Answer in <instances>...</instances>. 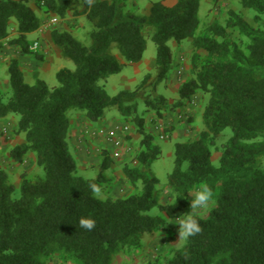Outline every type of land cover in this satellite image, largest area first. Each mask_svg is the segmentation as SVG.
I'll list each match as a JSON object with an SVG mask.
<instances>
[{
  "label": "trees",
  "instance_id": "obj_1",
  "mask_svg": "<svg viewBox=\"0 0 264 264\" xmlns=\"http://www.w3.org/2000/svg\"><path fill=\"white\" fill-rule=\"evenodd\" d=\"M31 0H0V40L16 23L12 41L22 54H32L27 35L40 28V19ZM45 13L64 18L74 8L92 24L90 44L84 45L67 31L52 32V41L61 56L75 69H60L57 86L45 80H25L17 59L8 70L10 96L0 88V119L19 116L17 133L25 141L10 151L22 163L29 152L35 154L43 176L22 179L19 196L8 175L0 170V264H48L47 258L64 254L80 264H112L125 250L138 248L146 234L162 226L158 216L148 212L158 207L171 219L191 211L188 195L205 183L216 194V204L205 217L199 216L202 231L189 239L164 264H264V29L251 25L241 14L230 10L225 25L211 26L212 35L196 37L200 27L201 0H176L168 6L155 2L149 15L136 14L123 0H33ZM262 23L264 0H241ZM236 30L247 40V51L230 36ZM147 36L156 46V76L153 91L169 77L173 55L170 41L194 39L203 58H192L193 78L179 88L177 106L197 93L207 97L202 117L204 130L195 139L175 144L174 169L168 186L178 194L177 203L161 204L159 180L150 165L160 157L155 136L138 113V104L162 116L170 109L167 98L153 97L148 81L132 91L110 96L100 81L121 72L123 65L112 54L115 49L126 63L142 61ZM149 85V84H148ZM116 108L133 117L141 136L137 155L140 167H126L125 175L141 184L139 193L126 197L97 198L90 188L99 189L111 157L103 152L97 178L77 174V162L69 145L68 112L76 109L97 123ZM230 129V139L222 145L219 166L212 162L215 140ZM95 221L92 230L80 226L81 218ZM146 264H158L149 261Z\"/></svg>",
  "mask_w": 264,
  "mask_h": 264
},
{
  "label": "rangeland",
  "instance_id": "obj_2",
  "mask_svg": "<svg viewBox=\"0 0 264 264\" xmlns=\"http://www.w3.org/2000/svg\"><path fill=\"white\" fill-rule=\"evenodd\" d=\"M123 1L128 10L146 16L149 15L150 8L155 2L163 1L168 6L176 2V0ZM30 5L35 9L40 19V30L30 34L28 41L29 43L40 41L42 46L47 47L50 54L40 53V50L37 53H32L34 62L32 61V64L28 62V64L33 67L38 66L40 78L45 80L50 88H53L57 86L58 67L62 65L64 68L74 70L75 64L70 60L59 59L48 66L50 62L48 58L56 57L59 49L52 41V32L55 30L67 31L84 45H89L91 42L89 34L93 27L83 13L84 8H74L66 17L61 18L45 13L41 7L35 5L33 0H31ZM230 10L241 14L251 25L260 26L264 29V16L262 23L257 24L254 20V12L244 8L241 0H201L199 7L200 27L196 37L212 35L211 26L213 25H225ZM54 18H57L58 22H54ZM230 36L240 42L242 48L247 51V40L238 31L230 30ZM16 37V23L12 22L8 36L0 40V88L5 100L11 94L9 83L6 81L7 68L12 59H16L18 56L24 57L20 47L12 43ZM169 45L173 55L171 71L168 79L160 83L156 90L153 91L152 86H150L151 81L156 76V46L150 36H147V49L143 59L137 64L126 63L118 51L113 49L112 54L123 65V68L120 73L109 77L107 81H100L110 96H116L124 90H135L143 80H147L149 85L147 84L146 90L151 92L153 97L162 95L167 98L171 108L163 111L160 117L154 111L147 110L142 103L138 104V113L145 119L147 131L155 136L154 143L160 149V157L150 165L149 171L159 180V187L162 189L160 203L164 205L173 203L165 189L170 188L168 179L174 169L175 144L195 139L204 130L202 113L207 103V97L197 93L185 101L182 106H177L181 84L194 76L192 58H203L206 54L196 50L194 39H188L179 44L170 41ZM26 82H34L33 76L27 72ZM68 115L71 123L68 139L71 152L77 155V152L80 151L84 154L82 158H88V161L84 160L85 164L77 169L78 175L90 179L97 178L103 152L107 151L111 157V165L104 172L100 193L94 195L101 200H106L139 193L141 184H133L125 175L126 167H140L137 155L142 149L141 136L134 125L133 117H123L116 108L107 110L105 118L97 123L90 122L85 113L76 109H71ZM18 120L19 116L14 114L0 119V170L7 173L8 182L15 187L14 198L19 196V185L22 179L33 180L44 174L36 162L34 153L26 154L22 163H17L10 157L11 149L25 141V135L17 133ZM174 122H177V125L173 126ZM176 131L181 138L174 137ZM231 135L230 129H227L215 140V146L212 148V162L217 167L219 166L222 145L230 139ZM188 199L191 200L190 194ZM209 211H201L199 216L205 217ZM148 215L160 217L163 221L162 226L152 233L146 234L138 248L125 250L115 256L112 264H146L149 261L164 264L185 244L178 242L179 226L175 225V219L167 217L159 211L158 207L148 212ZM47 263L80 264L64 254H54L48 257Z\"/></svg>",
  "mask_w": 264,
  "mask_h": 264
},
{
  "label": "clouds",
  "instance_id": "obj_3",
  "mask_svg": "<svg viewBox=\"0 0 264 264\" xmlns=\"http://www.w3.org/2000/svg\"><path fill=\"white\" fill-rule=\"evenodd\" d=\"M90 188L93 193L99 194V187L92 183ZM169 194L173 203H177L179 194L171 188L165 189ZM190 209L182 215L175 218V225H178L179 240L178 242L187 243L190 238L196 236L202 231L199 223V213L201 211H208L211 207L216 204V194L213 190L205 183H202L194 187L190 192ZM79 224L82 228L92 230L95 226V221L91 218H81Z\"/></svg>",
  "mask_w": 264,
  "mask_h": 264
},
{
  "label": "crops",
  "instance_id": "obj_4",
  "mask_svg": "<svg viewBox=\"0 0 264 264\" xmlns=\"http://www.w3.org/2000/svg\"><path fill=\"white\" fill-rule=\"evenodd\" d=\"M40 30V28L37 30V31H39ZM37 31L36 32H34V33H37ZM30 34H32V33H30ZM30 34H28L27 35V38H28V36L30 35ZM47 37V36H46ZM29 40V39H28ZM48 41V40H47ZM31 44V43H30ZM40 53H43V54H47V55H49L50 54V52H48L47 51V47H45L44 45L42 46L41 45V49H40ZM16 59L19 61V64H20V67H21V69L23 70V72H24V76H25V80H26V72H27V74H31L32 76H33V80H35V79H37V78H40V68L37 66V67H33V66H29V64H28V62H30V64H32L34 61V57H33V55H27V54H24V57H22V56H18V57H16ZM59 59H63L62 58V56H61V52H60V50L58 49V55L56 56V57H54V58H48V61H50L49 63H48V66H51L53 63H55V62H57ZM33 61V62H32ZM35 64V63H34ZM62 68H64L62 65L61 66H59L58 67V71L60 70V69H62ZM57 71V72H58ZM8 70H7V72H6V81L8 82ZM40 79H42V78H40ZM174 125H177V122H174V124H173V126ZM175 136H177V137H180V135H179V133L176 131V132H174V137ZM181 138V137H180ZM80 154H81V156H80ZM73 156H74V158L76 159V162H77V169H79V168H81L83 165L82 164H85L84 163V160L85 161H88V158L87 159H84V158H82V156H84V154H82V152H77V155H74L73 154Z\"/></svg>",
  "mask_w": 264,
  "mask_h": 264
},
{
  "label": "built area",
  "instance_id": "obj_5",
  "mask_svg": "<svg viewBox=\"0 0 264 264\" xmlns=\"http://www.w3.org/2000/svg\"><path fill=\"white\" fill-rule=\"evenodd\" d=\"M54 22H58L57 18H54ZM41 42L40 41H35L33 43L30 44V50L32 52H38L41 49ZM113 134V132H112Z\"/></svg>",
  "mask_w": 264,
  "mask_h": 264
}]
</instances>
